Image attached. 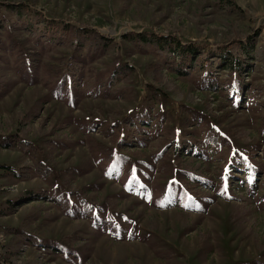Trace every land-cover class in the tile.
Masks as SVG:
<instances>
[{"label":"rangeland","instance_id":"obj_1","mask_svg":"<svg viewBox=\"0 0 264 264\" xmlns=\"http://www.w3.org/2000/svg\"><path fill=\"white\" fill-rule=\"evenodd\" d=\"M3 19L0 264H264V0H0ZM37 19L72 34L40 39L23 26ZM83 29L111 41L95 48ZM143 33L203 54L241 41L251 51L241 95L216 59L178 73L129 42ZM14 49L40 60L35 82ZM79 56L87 61L73 105L52 88ZM207 72L215 89L197 79ZM146 112L169 134L136 145L127 121ZM192 141L199 156L184 148Z\"/></svg>","mask_w":264,"mask_h":264},{"label":"trees","instance_id":"obj_2","mask_svg":"<svg viewBox=\"0 0 264 264\" xmlns=\"http://www.w3.org/2000/svg\"><path fill=\"white\" fill-rule=\"evenodd\" d=\"M3 6L6 10L16 11L17 14L21 13L19 11L20 7L13 8L12 4L7 3H4ZM7 23L8 20H1L0 27H7ZM25 25L29 27V32L33 33L38 38H47L50 42L54 43L67 42L68 37L72 34L73 31L67 26L57 24L52 20L37 19L35 23L26 21L23 26ZM81 34L85 35V37L88 38L90 43L98 49L107 46L111 41L109 38L101 36L97 32L92 30L83 29ZM128 40L131 44L138 47L140 50L143 46L147 45L152 51L158 53V55H161L164 58L163 60L170 59L172 67L175 66L178 73L181 74L187 73L186 70L188 68H197L200 70L205 67H209L213 62V60L210 59H216L215 65L218 69H229L233 80H238L236 84L233 81L232 85L230 86V91L234 94L235 97L239 98V96L241 95V75L245 71V68H247L246 60L250 58L251 51L248 46L246 47L239 40H232L222 45L218 49L217 54H212L210 51H208L206 54H203L201 49L195 43L181 44L178 42H174V40H172L171 38L158 37L154 34H130ZM3 49H5V43L0 40V51ZM12 56H14L17 60H22L19 65V71L21 72V75L25 78H28L29 81H36V77L39 71L38 63L40 60L38 59L37 61H35V59L29 58L26 61H23L25 60L26 55L21 53V51H18L17 49H14ZM86 61V58L79 56V58L73 60V63H68L64 70L65 74L62 76V78H56L55 84H53L52 90L57 93H62L64 97L72 101L71 104L73 105L78 102L82 94V84L83 76L85 74L86 69ZM126 70H129V68L122 67V69L120 68V70H115L110 75V77H108V84H115L127 72ZM47 73L52 74L53 70H50L49 68L47 69ZM236 75H238L240 78H237ZM197 79H199L201 85L207 89H215L218 86V80L215 78V76L208 74V72ZM5 85L6 84L0 82V95L7 91ZM9 88L10 87H8V89ZM93 88L94 90L97 89L96 87ZM152 121L153 118H151L149 112L138 115L136 116V118H132L131 120L129 119V121H127L128 125L131 126L129 129L133 133L132 136L134 137L133 139L136 145H143V141L145 140L144 137L147 133H153L155 134V136L169 134L165 130H161L157 122L152 123ZM148 127L152 128L151 132H149ZM203 128L206 129V125L203 126ZM206 137L209 145L215 146L217 144L216 141L212 138V135H210V132H208ZM123 141L129 142L128 138L123 139ZM17 144L23 151H31L30 146L26 143L18 142ZM130 146L131 144H126V147ZM185 147L188 152L190 150L192 151L195 149L194 151H192L193 156L200 155L199 151L201 150L199 149V147H196L194 145V141L188 142L184 145V148ZM105 162H107V166L110 167L111 170L115 168V166L112 165V161L110 158H107ZM44 174L46 173L44 172ZM26 175L27 171L24 172V174L20 173L18 174V176H16L23 179V177H26ZM202 183L207 184L209 183V181L204 180ZM141 190L144 191V188H141ZM68 199L73 200L74 198L70 195ZM168 200L169 198L165 197V201L167 202ZM46 245L47 243L44 245L42 244L40 246L34 244L33 246L41 248L46 247ZM49 245L50 248L52 247L54 250L57 249L55 248V246L53 247L52 244Z\"/></svg>","mask_w":264,"mask_h":264}]
</instances>
